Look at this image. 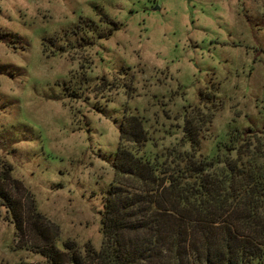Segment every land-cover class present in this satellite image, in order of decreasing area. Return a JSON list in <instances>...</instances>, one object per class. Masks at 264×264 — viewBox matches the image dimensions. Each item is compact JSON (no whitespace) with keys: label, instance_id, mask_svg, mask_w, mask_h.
I'll use <instances>...</instances> for the list:
<instances>
[{"label":"rangeland","instance_id":"374dc122","mask_svg":"<svg viewBox=\"0 0 264 264\" xmlns=\"http://www.w3.org/2000/svg\"><path fill=\"white\" fill-rule=\"evenodd\" d=\"M192 107L264 131V0H0V160L26 218L0 208V264H48L40 232L99 249L123 114L167 146Z\"/></svg>","mask_w":264,"mask_h":264},{"label":"trees","instance_id":"16d2710c","mask_svg":"<svg viewBox=\"0 0 264 264\" xmlns=\"http://www.w3.org/2000/svg\"><path fill=\"white\" fill-rule=\"evenodd\" d=\"M202 103L220 105L210 93ZM215 110L184 109L179 137L167 146L143 114H123L99 249H60L40 232L38 253L48 264H264V131L233 126L216 134ZM19 187L0 160V208L23 231ZM30 228L38 233L36 220Z\"/></svg>","mask_w":264,"mask_h":264}]
</instances>
